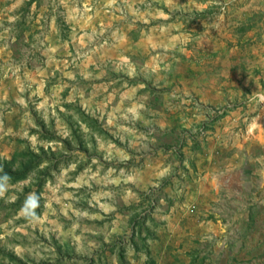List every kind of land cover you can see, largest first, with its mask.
Segmentation results:
<instances>
[{"label": "crops", "instance_id": "crops-1", "mask_svg": "<svg viewBox=\"0 0 264 264\" xmlns=\"http://www.w3.org/2000/svg\"><path fill=\"white\" fill-rule=\"evenodd\" d=\"M30 1L0 11L1 39L23 34L43 60L6 84V118L23 122L30 93L53 92L135 146L186 142L183 161L157 149L135 168L174 180L131 264H264V0H33L22 25L17 9ZM202 125L192 143L185 134ZM254 162L262 184L244 174Z\"/></svg>", "mask_w": 264, "mask_h": 264}, {"label": "rangeland", "instance_id": "rangeland-1", "mask_svg": "<svg viewBox=\"0 0 264 264\" xmlns=\"http://www.w3.org/2000/svg\"><path fill=\"white\" fill-rule=\"evenodd\" d=\"M12 1L0 0V11L9 7ZM44 2L51 5L52 0ZM31 5L25 3L17 9L22 25L32 16L29 11ZM14 34L11 31L2 33L6 39L0 36V46L5 45L7 51L13 52L11 60L0 51V157L4 159H10L14 152L27 146L33 150L40 146L51 145L54 149L60 146L41 142L37 135L32 134V130L37 128V121H44L49 133L66 138L71 132L66 116L73 114L74 123L80 120L73 111L65 108L66 104H80L60 99L53 92L42 98L38 93L31 95V92L30 100L25 105L29 116L23 122L19 119V113L5 117L9 110V101L3 98L9 91L6 84L24 70L43 64L41 57L33 55L35 46L25 43V35L19 36L17 32L16 43H11ZM51 85L52 82L47 85V90ZM19 94L26 99L29 93L23 86ZM89 114L101 122L98 116ZM79 125L82 133L88 134L84 136L88 151L86 154L77 153L71 163L57 170L53 179L46 184L44 208L38 221H30L20 209L16 211L13 208L20 198L24 201L32 192L30 187L34 176L25 182L11 184L5 196L0 197V264H11L7 257L10 253L27 264H57L60 248L68 251L61 264H121V252L124 254V264H131L135 249L144 251L150 246L151 229L155 227L152 222L154 214L167 210L168 198H171L168 197L166 183L172 178L174 180V176L171 177L170 172L158 174L156 170L152 174H141L135 168L137 164L152 159V153L159 149L183 161V153L178 155L172 148L181 146L183 149L186 142L171 140L172 136H169L170 139L159 141L155 148L146 144L139 147L118 137L114 130L106 128L110 136H99L97 133L92 136L84 124ZM158 144L163 145L162 148ZM251 144V141H240L244 149H250ZM253 150L262 160L260 146L254 145ZM87 156L91 160L86 164ZM84 164L85 168L79 170ZM249 164L244 171L248 184H262V165L258 162ZM27 188L29 191H26ZM11 196L16 199L10 201ZM261 196L264 197L262 191L257 194L258 198Z\"/></svg>", "mask_w": 264, "mask_h": 264}, {"label": "trees", "instance_id": "trees-1", "mask_svg": "<svg viewBox=\"0 0 264 264\" xmlns=\"http://www.w3.org/2000/svg\"><path fill=\"white\" fill-rule=\"evenodd\" d=\"M32 3L33 0H31L28 5ZM65 108L73 111L80 119L77 120V123H74V120H72L73 114L66 116L71 131L66 138L56 136L52 132L49 133L47 125L42 120L37 121V128L32 130V134L37 135L41 142L60 145L62 148L56 146V149H54L49 145L48 147L40 146L37 150H33L31 147L27 146L23 150L14 152L10 159L0 157V175L7 174L11 178V184L25 182L34 176L32 178L30 191L38 193L41 197L40 207L37 209L39 216L42 215L44 208L43 192L46 184L53 179L57 170L62 166H68L77 153L84 152L86 154L88 151L87 142L84 137L88 134L82 133L79 124H84L89 131L88 133L92 136L96 133L99 136H110L109 131L103 127L102 123L97 118L87 113L80 105L66 104ZM90 160L91 157L87 156L86 164ZM86 164H84V166L81 165L79 170L84 169ZM26 191H29V189L27 188ZM22 199L20 198L16 204L13 205L16 211L21 209L23 204ZM67 253L68 251L60 248L56 263L61 264L63 257ZM7 257L11 260V264H27L12 253L8 254ZM119 261L121 264H124L123 252L119 255ZM43 264H54V262H46Z\"/></svg>", "mask_w": 264, "mask_h": 264}, {"label": "clouds", "instance_id": "clouds-1", "mask_svg": "<svg viewBox=\"0 0 264 264\" xmlns=\"http://www.w3.org/2000/svg\"><path fill=\"white\" fill-rule=\"evenodd\" d=\"M11 178L7 174L0 175V197L5 196L12 186L10 183ZM15 196L9 197L10 201H14ZM40 195L36 192L29 193L21 206V213L30 221L36 222L40 219L37 209L40 207Z\"/></svg>", "mask_w": 264, "mask_h": 264}, {"label": "built area", "instance_id": "built-area-1", "mask_svg": "<svg viewBox=\"0 0 264 264\" xmlns=\"http://www.w3.org/2000/svg\"><path fill=\"white\" fill-rule=\"evenodd\" d=\"M223 112H224V110H221V111L219 110L218 115L222 114ZM213 113H217V112H213ZM206 134H207V128L205 125H202L199 128H197L195 133L189 132V133H186L185 136H187L191 142L199 143L206 137ZM172 149H173L174 153H176L178 155H180L182 153L181 146H176V147H173Z\"/></svg>", "mask_w": 264, "mask_h": 264}]
</instances>
